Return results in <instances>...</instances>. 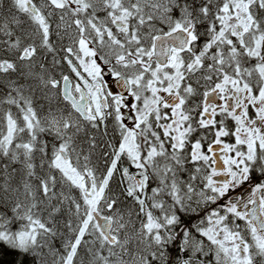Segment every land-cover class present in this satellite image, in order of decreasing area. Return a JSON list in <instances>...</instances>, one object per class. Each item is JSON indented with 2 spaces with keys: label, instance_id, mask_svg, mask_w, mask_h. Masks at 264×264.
<instances>
[{
  "label": "snow or ice",
  "instance_id": "snow-or-ice-1",
  "mask_svg": "<svg viewBox=\"0 0 264 264\" xmlns=\"http://www.w3.org/2000/svg\"><path fill=\"white\" fill-rule=\"evenodd\" d=\"M0 264H264V0H0Z\"/></svg>",
  "mask_w": 264,
  "mask_h": 264
}]
</instances>
